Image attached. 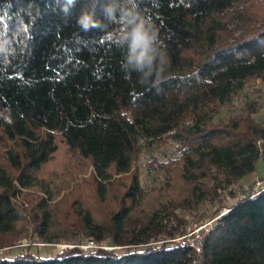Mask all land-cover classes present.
Listing matches in <instances>:
<instances>
[{"label": "trees", "instance_id": "16d2710c", "mask_svg": "<svg viewBox=\"0 0 264 264\" xmlns=\"http://www.w3.org/2000/svg\"><path fill=\"white\" fill-rule=\"evenodd\" d=\"M108 2L0 0V248H120L0 264H264V188L236 190L264 154L263 104L244 91L264 82V0H118L111 17ZM128 11L158 29L159 84L125 66ZM143 168L164 184L147 189ZM224 205L200 254L170 241Z\"/></svg>", "mask_w": 264, "mask_h": 264}, {"label": "clouds", "instance_id": "9594fccd", "mask_svg": "<svg viewBox=\"0 0 264 264\" xmlns=\"http://www.w3.org/2000/svg\"><path fill=\"white\" fill-rule=\"evenodd\" d=\"M75 2L76 0H66L67 6H74ZM118 7V0H109L103 10L111 17L115 15ZM122 19V30L117 33V39L121 46H127L126 68L139 73L141 82H148L155 76L153 83L159 84L163 79L167 60L166 54L160 48L158 29L138 12L128 11ZM78 24L88 30L98 27L99 21L94 19L93 12L82 11Z\"/></svg>", "mask_w": 264, "mask_h": 264}, {"label": "rangeland", "instance_id": "374dc122", "mask_svg": "<svg viewBox=\"0 0 264 264\" xmlns=\"http://www.w3.org/2000/svg\"><path fill=\"white\" fill-rule=\"evenodd\" d=\"M247 93H249L251 96H253L254 98H258L262 104L263 107L261 109V111H259L257 114H255V117L264 122V82L261 79H255L252 78L248 81L247 86L245 88V90ZM243 102L242 98H238L236 101V105L240 106ZM143 173H144V185L147 189L153 188V187H158L164 184V179H163V174L161 173H148L147 170L145 168H143ZM264 180V154L263 157H261L257 163V169L255 172H253L252 174H249L248 176H246L242 182L238 185H236V190L239 192H237V194H240L244 188L246 189H251V190H258V181ZM233 194H229L228 195V200H227V204H231L233 202H235V200L237 199L236 197L232 196ZM62 196H60L59 198H61ZM227 205H224L222 207H219V212H221V210L223 208H225ZM214 210V209H213ZM210 215H217L214 214V212H210L208 216ZM206 218V217H205ZM202 220H196V219H192L187 228L189 227V225H191L194 222H199ZM187 230V229H186ZM88 239V238H86ZM86 240L82 241L81 243H84ZM81 243H73L67 240H59V241H43L41 239H30L28 237H22L20 238L17 243L13 246H5L3 248H0V252L2 253H11V252H17L22 250L23 248H31L33 251L35 252H39L42 254H50V253H62L65 250H68L72 247L78 246L79 248H81L83 251L84 249L81 247ZM114 245L113 243L110 242H106L105 245H100L99 243H97V247H104L107 249H114ZM113 246V247H111ZM116 248H120V246L116 247ZM64 249V250H63ZM63 250V251H61ZM86 252V251H84Z\"/></svg>", "mask_w": 264, "mask_h": 264}, {"label": "built area", "instance_id": "2783aa9c", "mask_svg": "<svg viewBox=\"0 0 264 264\" xmlns=\"http://www.w3.org/2000/svg\"><path fill=\"white\" fill-rule=\"evenodd\" d=\"M258 184L259 189L264 188V180L258 181ZM228 210L229 208L225 207L217 215H210L204 218L202 221L192 223L183 234L171 238L170 241L176 242L179 245L189 246L196 254H200L203 250L206 234L213 227V224L218 219V217ZM117 246L118 245H114V248ZM81 247L84 249V251L88 252L97 247V242H95V240L92 238H88L84 243H81Z\"/></svg>", "mask_w": 264, "mask_h": 264}]
</instances>
